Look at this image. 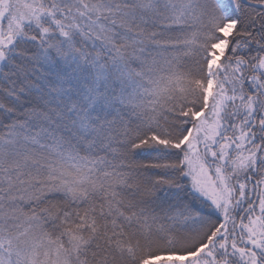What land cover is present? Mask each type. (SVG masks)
I'll return each instance as SVG.
<instances>
[{"label":"snow or ice","instance_id":"1","mask_svg":"<svg viewBox=\"0 0 264 264\" xmlns=\"http://www.w3.org/2000/svg\"><path fill=\"white\" fill-rule=\"evenodd\" d=\"M0 264H264V0H0Z\"/></svg>","mask_w":264,"mask_h":264}]
</instances>
